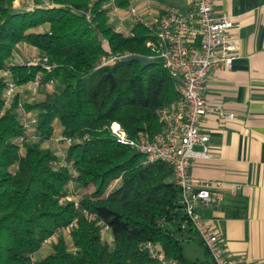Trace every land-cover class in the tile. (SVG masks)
I'll list each match as a JSON object with an SVG mask.
<instances>
[{"label":"trees","instance_id":"16d2710c","mask_svg":"<svg viewBox=\"0 0 264 264\" xmlns=\"http://www.w3.org/2000/svg\"><path fill=\"white\" fill-rule=\"evenodd\" d=\"M29 1L30 7H14V0H0V71H9L18 86L38 72L53 85L40 89V100L25 102L35 137L20 144L16 107L22 97L16 93L7 103L6 77L0 75V264H32L50 237L36 264H161L145 243L178 264H211L208 253L206 262L183 256L181 241L193 230L171 166L145 164L110 129L117 123L130 139L157 134V111L177 98L178 81L158 61L99 66L105 54L148 57L147 30L132 25L130 34L117 31L106 0ZM126 3L117 0L118 6ZM23 43L46 56L52 69L12 62ZM56 129L68 140L61 153L43 146ZM68 193L76 207L59 202ZM244 213L242 206L227 215ZM71 223L68 233L59 231Z\"/></svg>","mask_w":264,"mask_h":264},{"label":"built area","instance_id":"2783aa9c","mask_svg":"<svg viewBox=\"0 0 264 264\" xmlns=\"http://www.w3.org/2000/svg\"><path fill=\"white\" fill-rule=\"evenodd\" d=\"M150 1L126 0V6L121 7L117 5V0H106L108 15L117 18L114 27L125 35L130 34L123 23L125 18H129L132 25H140L147 30L145 47L149 51L148 58L161 63L170 77L178 81L177 98L157 111L162 123V130L157 134H143L137 139H130L119 124L112 123L110 129L119 144L133 147L142 154L145 164L161 161L171 166L175 183L180 189L184 212L195 236L206 249L211 264H233L232 260L223 255L217 231L196 210L199 204L212 207L219 203L222 183L193 176L190 166L193 158L208 157L209 137L201 132L200 125L210 108L202 93L212 71L230 68L239 57V39L231 34L232 29L238 25L225 13L215 14L213 0H192L186 11L167 7L161 12H155ZM198 37H201L199 45ZM121 58L119 55L105 54L101 56L99 66L112 65ZM18 63L39 65L45 71L52 69L48 58L41 54ZM0 75L6 77L5 101L9 103L16 93L22 97L16 107L18 121L23 129V135L19 137L22 144L26 138L35 137L34 117L25 107L26 95H23V90L25 88L31 95H35L42 88L50 89L53 81L43 82L42 74L38 72L26 86H18L9 71L2 70ZM225 118L232 119L233 115L228 114ZM54 140L56 153H61L60 144L68 140L61 136ZM194 146H200L201 151L195 153ZM63 162L61 159L55 164ZM71 173L74 175L75 170ZM63 201L73 202L77 206L76 198L71 193L59 199V202ZM72 227L73 223L59 231L68 233ZM101 232L106 233L107 227L103 225ZM51 239L52 237L45 239L37 253L43 252ZM143 246L161 264H178L166 259L155 245L145 243ZM36 254L32 256V264H36Z\"/></svg>","mask_w":264,"mask_h":264},{"label":"crops","instance_id":"0c3cea01","mask_svg":"<svg viewBox=\"0 0 264 264\" xmlns=\"http://www.w3.org/2000/svg\"><path fill=\"white\" fill-rule=\"evenodd\" d=\"M191 1L150 3L155 12L167 7L186 11ZM213 12L231 16L238 25L231 34L239 39V57L230 68L212 71L202 93L210 110L200 130L209 137V151L207 158L191 160L190 173L222 184L219 203L199 204L196 210L217 231L223 255L233 264H264V0H213ZM124 20L130 30V19ZM29 50L39 55L32 47ZM228 114L233 118L227 120ZM193 151L200 152L201 147L194 146ZM242 206L243 217L227 215ZM187 237L199 242L192 231ZM200 245L203 256L192 261L206 262L207 251Z\"/></svg>","mask_w":264,"mask_h":264},{"label":"rangeland","instance_id":"374dc122","mask_svg":"<svg viewBox=\"0 0 264 264\" xmlns=\"http://www.w3.org/2000/svg\"><path fill=\"white\" fill-rule=\"evenodd\" d=\"M165 4H170L173 0H163ZM30 1L29 0H14L13 6L14 7H19L20 5H28ZM110 22L112 25H115L117 23V18L115 16L110 17ZM127 22L124 20V23ZM40 54V52L38 51ZM35 55L33 52L29 50V47L27 48L26 46H18L16 48V51L14 52V57L12 59V62H20V61H26ZM44 90H39L35 95H31L30 92L24 88L23 90V95L26 97L24 100L26 101H34L35 99L40 100L42 98ZM59 129H56L55 136L51 140H47L43 143L44 147H49L51 150L55 151L56 150V142H55V137L59 136ZM63 147L67 146V142H63L60 144ZM104 240L107 242L109 248L113 247L112 243V237L111 234L107 231L106 233L103 234ZM182 245V250H183V255L189 259V260H195L196 258H201L203 256V248L200 245V243L197 240H192V239H185L181 241ZM48 252V249H45L43 252L37 253L34 257L35 261L40 260L46 253Z\"/></svg>","mask_w":264,"mask_h":264},{"label":"water","instance_id":"95a60500","mask_svg":"<svg viewBox=\"0 0 264 264\" xmlns=\"http://www.w3.org/2000/svg\"><path fill=\"white\" fill-rule=\"evenodd\" d=\"M200 40H201V37H198L197 45L200 44ZM121 62L122 63L136 62V63L140 64L141 66H146L149 64L150 60L148 57L127 55V56L121 58Z\"/></svg>","mask_w":264,"mask_h":264}]
</instances>
